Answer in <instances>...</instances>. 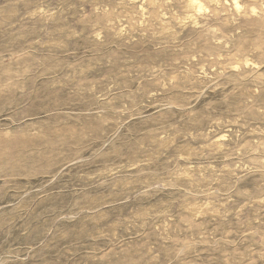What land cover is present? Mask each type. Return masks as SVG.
Listing matches in <instances>:
<instances>
[{"label": "rangeland", "instance_id": "374dc122", "mask_svg": "<svg viewBox=\"0 0 264 264\" xmlns=\"http://www.w3.org/2000/svg\"><path fill=\"white\" fill-rule=\"evenodd\" d=\"M0 264H264V0H0Z\"/></svg>", "mask_w": 264, "mask_h": 264}, {"label": "bare ground", "instance_id": "6f19581e", "mask_svg": "<svg viewBox=\"0 0 264 264\" xmlns=\"http://www.w3.org/2000/svg\"><path fill=\"white\" fill-rule=\"evenodd\" d=\"M191 3V2H190ZM193 6V5H192ZM194 7V6H193ZM199 8V7H198Z\"/></svg>", "mask_w": 264, "mask_h": 264}]
</instances>
